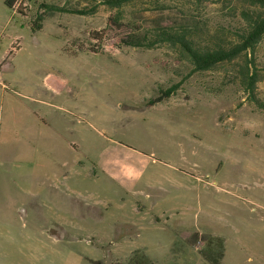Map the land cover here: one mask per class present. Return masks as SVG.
<instances>
[{
	"label": "rangeland",
	"instance_id": "rangeland-1",
	"mask_svg": "<svg viewBox=\"0 0 264 264\" xmlns=\"http://www.w3.org/2000/svg\"><path fill=\"white\" fill-rule=\"evenodd\" d=\"M5 1L0 264H264V110L239 61L194 72L166 46L79 52L115 10L53 13L32 31L41 3L94 2ZM158 3L137 0L124 21L210 35L237 23L236 0ZM254 59L264 103V38Z\"/></svg>",
	"mask_w": 264,
	"mask_h": 264
},
{
	"label": "trees",
	"instance_id": "trees-1",
	"mask_svg": "<svg viewBox=\"0 0 264 264\" xmlns=\"http://www.w3.org/2000/svg\"><path fill=\"white\" fill-rule=\"evenodd\" d=\"M88 1V0H84ZM137 0H93L94 4L80 8L74 6H56L41 3L31 23L32 31L41 29V21L53 13L89 16L96 12L97 6H105L115 12L106 20L105 27L98 31H90L87 36L89 46L78 45L77 51L91 54L105 53V48L120 49L133 47L154 49L166 46L186 59L194 72L211 71L236 61V78L247 94L248 101L255 107L264 110V103L256 96V84L259 81L255 65V51L264 38V0H236L235 12L237 23L221 26L217 34H207L195 23H175L158 20L149 28H141L137 23L124 21L122 11ZM202 5L211 0H189ZM91 2V3H93ZM17 0H6L8 8L13 9ZM158 6V0H153ZM17 14L24 16L20 12ZM125 22V23H124ZM9 54H13L9 52ZM171 87L158 97L146 103L149 108L161 102L162 96L168 97L173 92ZM163 94V95H162ZM92 264H101L99 261Z\"/></svg>",
	"mask_w": 264,
	"mask_h": 264
},
{
	"label": "crops",
	"instance_id": "crops-1",
	"mask_svg": "<svg viewBox=\"0 0 264 264\" xmlns=\"http://www.w3.org/2000/svg\"><path fill=\"white\" fill-rule=\"evenodd\" d=\"M18 51V50H17ZM69 189V188H68ZM56 227H58L59 228V230H61V225H59V226H56Z\"/></svg>",
	"mask_w": 264,
	"mask_h": 264
}]
</instances>
